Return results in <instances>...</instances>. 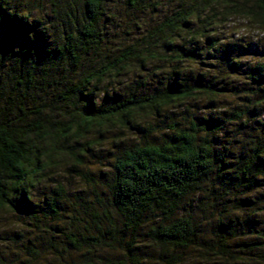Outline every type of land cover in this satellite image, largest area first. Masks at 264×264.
Wrapping results in <instances>:
<instances>
[{
    "label": "trees",
    "instance_id": "obj_1",
    "mask_svg": "<svg viewBox=\"0 0 264 264\" xmlns=\"http://www.w3.org/2000/svg\"><path fill=\"white\" fill-rule=\"evenodd\" d=\"M234 18L264 32V0H0V264L264 263Z\"/></svg>",
    "mask_w": 264,
    "mask_h": 264
},
{
    "label": "rangeland",
    "instance_id": "obj_2",
    "mask_svg": "<svg viewBox=\"0 0 264 264\" xmlns=\"http://www.w3.org/2000/svg\"><path fill=\"white\" fill-rule=\"evenodd\" d=\"M229 34L232 35L233 33H240V34H244V35H252V38L255 40H258L259 42H261V44H264V32L258 28H253L251 29L245 22L241 21L240 19L234 18L231 19V21H229ZM259 30V31H258ZM249 36V35H248ZM260 38H262L260 40ZM212 227V226H211ZM211 227L209 228V230L211 229ZM65 255H67L66 253H64ZM249 257H247L246 259L248 260ZM192 264H221L223 261L219 260L217 261V263H212V262H206V261H201V260H192L190 261ZM254 262V261H253ZM244 264H250L248 262H245ZM257 264V263H254ZM258 264H264V263H258Z\"/></svg>",
    "mask_w": 264,
    "mask_h": 264
}]
</instances>
